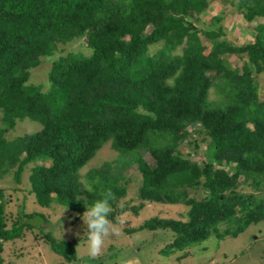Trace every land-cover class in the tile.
Listing matches in <instances>:
<instances>
[{
  "label": "trees",
  "instance_id": "1",
  "mask_svg": "<svg viewBox=\"0 0 264 264\" xmlns=\"http://www.w3.org/2000/svg\"><path fill=\"white\" fill-rule=\"evenodd\" d=\"M211 1L0 0V176L12 172L19 183L33 163L29 191L40 205L57 199L82 213L110 189L116 206L128 180L121 170L91 169L88 190L79 175L110 141L124 155L137 152L142 182L133 210L152 202L188 207L185 218L151 217L140 226L174 232L170 247L234 237L264 221V97L256 79L264 72V0L229 1L254 22L252 41L241 44L224 37L223 14L194 22ZM80 39L88 53L65 48ZM46 57L42 89L28 80ZM211 87L220 103L209 100ZM25 119L40 129L7 138ZM182 142H204L202 156L183 153ZM5 204L0 187V251L24 227L17 219L8 226Z\"/></svg>",
  "mask_w": 264,
  "mask_h": 264
},
{
  "label": "rangeland",
  "instance_id": "2",
  "mask_svg": "<svg viewBox=\"0 0 264 264\" xmlns=\"http://www.w3.org/2000/svg\"><path fill=\"white\" fill-rule=\"evenodd\" d=\"M229 1H211L205 12L200 14V20L194 22L203 26L212 16L223 14L224 18L220 23L226 39L240 44L252 41L251 30L254 22H247L242 13L235 9V4ZM83 41L84 39L77 40L65 48L68 51L83 50L88 53ZM202 41L208 43L204 36ZM59 53L63 54L65 51L58 50L57 54ZM51 60L52 57H46L40 65L30 70V85L46 88ZM229 60L238 66L242 64L234 56L229 57ZM256 79L259 94L264 97V72L259 73ZM221 96L220 90L210 88L208 97L213 104L220 103ZM40 127L37 121H18L13 129L6 132V137L10 139L35 132ZM187 133H190V129H187ZM204 148V142L198 148L194 147L193 142L180 144L181 151L194 159L202 156L201 151ZM136 153L128 152L124 155L114 150L108 141L79 170L80 179L87 189L90 188L87 172L104 163H109L112 170H121L124 180L128 179L126 193L119 198L116 206L111 205V214H114L116 221L111 220V214L109 219L117 226L118 234L106 238L100 256L94 261L87 255L86 237L83 238L84 224L81 217L87 210L86 207L82 213H78L57 199H53L49 206L40 205L29 191L28 168L33 163L28 164L22 171L19 183L12 172L1 175L0 187L4 190L8 226L17 219L24 227L20 237L2 242L0 264H264V221L249 225L237 236L218 238L211 234L207 239L189 244L183 249L170 247L169 243L174 238L171 230L140 228L151 217L185 218L188 207L184 204L152 202L133 210L132 207L140 202L138 188L142 182L136 158L133 156ZM142 154L152 163L147 151ZM81 200L85 201L84 197L81 196ZM93 203L89 202L87 206L90 207ZM122 208L127 209L121 211ZM47 233L58 244L59 251L51 247ZM70 247L74 251L73 255H70Z\"/></svg>",
  "mask_w": 264,
  "mask_h": 264
},
{
  "label": "clouds",
  "instance_id": "3",
  "mask_svg": "<svg viewBox=\"0 0 264 264\" xmlns=\"http://www.w3.org/2000/svg\"><path fill=\"white\" fill-rule=\"evenodd\" d=\"M114 200L115 196L110 189L101 193V198L90 207L86 206L87 210L81 217L84 224L83 238L86 237L87 255L92 261L100 256L106 238L118 234L117 226L109 219L112 213L111 202ZM77 235L80 234L77 233Z\"/></svg>",
  "mask_w": 264,
  "mask_h": 264
}]
</instances>
